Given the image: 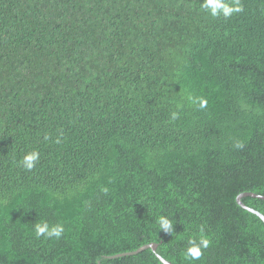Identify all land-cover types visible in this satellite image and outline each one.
<instances>
[{
	"label": "trees",
	"instance_id": "obj_1",
	"mask_svg": "<svg viewBox=\"0 0 264 264\" xmlns=\"http://www.w3.org/2000/svg\"><path fill=\"white\" fill-rule=\"evenodd\" d=\"M241 2L0 0V264H189L201 231L191 264H264L237 202L264 195V0Z\"/></svg>",
	"mask_w": 264,
	"mask_h": 264
},
{
	"label": "clouds",
	"instance_id": "obj_2",
	"mask_svg": "<svg viewBox=\"0 0 264 264\" xmlns=\"http://www.w3.org/2000/svg\"><path fill=\"white\" fill-rule=\"evenodd\" d=\"M203 11L208 13L212 17L223 16L225 18L232 14L243 11V4L241 0H203L201 5ZM187 100L190 104L198 106L200 109L207 107V100L200 96L187 95ZM178 113L173 112L171 119L176 120ZM239 146V145H237ZM38 159V153L35 151L29 152L24 155L21 163L26 169H32L34 163ZM158 224L160 229L167 233L173 231V224L171 220L166 216H160L158 218ZM35 234L37 237L45 236L48 238H59L63 233V227L59 224L49 225L47 222H38L35 224ZM210 240L201 231L198 237L190 236L188 238V246L184 252V259L191 264L192 261L198 260L202 256V250L209 246Z\"/></svg>",
	"mask_w": 264,
	"mask_h": 264
},
{
	"label": "water",
	"instance_id": "obj_3",
	"mask_svg": "<svg viewBox=\"0 0 264 264\" xmlns=\"http://www.w3.org/2000/svg\"><path fill=\"white\" fill-rule=\"evenodd\" d=\"M245 196H253V197H258V198H262L264 199V195H261V194H257V193H254V192H243V193H240L238 196H237V202L240 206H242L243 208L249 210L250 212H253L255 213L256 215H258L264 222V214L261 213L260 211L258 210H255L247 205H245L243 202H242V198L245 197ZM146 248H152L153 251H156V248H157V244L156 243H152V244H147V245H144L142 247H140L138 250L134 251V252H127V253H122V254H118L116 256H121V255H126V254H131V253H137V252H140ZM159 257V259L164 263V264H173L171 261L167 260L166 258L162 257L161 255H157Z\"/></svg>",
	"mask_w": 264,
	"mask_h": 264
}]
</instances>
